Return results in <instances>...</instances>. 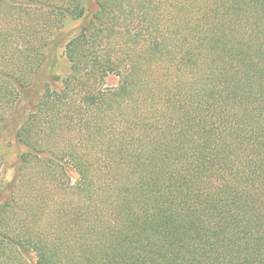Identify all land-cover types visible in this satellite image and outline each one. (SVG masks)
<instances>
[{
	"label": "trees",
	"instance_id": "trees-1",
	"mask_svg": "<svg viewBox=\"0 0 264 264\" xmlns=\"http://www.w3.org/2000/svg\"><path fill=\"white\" fill-rule=\"evenodd\" d=\"M9 129L0 264H264V0H0Z\"/></svg>",
	"mask_w": 264,
	"mask_h": 264
},
{
	"label": "rangeland",
	"instance_id": "rangeland-1",
	"mask_svg": "<svg viewBox=\"0 0 264 264\" xmlns=\"http://www.w3.org/2000/svg\"><path fill=\"white\" fill-rule=\"evenodd\" d=\"M80 25L81 21L67 20L63 25V29L56 35L55 43L50 54L54 74L63 77L69 71V64L63 54V46L69 35ZM117 83L118 78L110 76L106 79L105 85L107 87H114ZM18 152L19 149L13 139V130L9 129L0 142V159L2 160V172L5 181L12 179V166L17 159ZM69 176L72 182L76 180V174L73 171H69ZM27 258L31 263H34L35 258L32 254H29Z\"/></svg>",
	"mask_w": 264,
	"mask_h": 264
}]
</instances>
